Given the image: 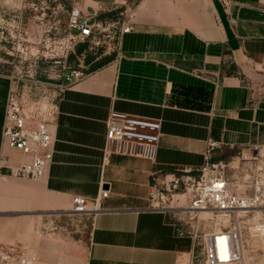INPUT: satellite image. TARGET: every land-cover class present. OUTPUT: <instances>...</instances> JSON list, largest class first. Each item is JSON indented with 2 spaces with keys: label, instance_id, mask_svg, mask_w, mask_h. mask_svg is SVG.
Here are the masks:
<instances>
[{
  "label": "crops",
  "instance_id": "1",
  "mask_svg": "<svg viewBox=\"0 0 264 264\" xmlns=\"http://www.w3.org/2000/svg\"><path fill=\"white\" fill-rule=\"evenodd\" d=\"M125 24L132 31L117 55L60 92L48 176H0V227L6 218L64 211L73 197L91 201L105 189L89 219L85 264H183L192 239L149 209L151 174L218 162L224 149L248 147L263 129L264 101L245 80L264 74V0H141ZM10 86L0 74V153ZM111 111L160 121L153 161L105 158ZM10 156L20 161L17 152Z\"/></svg>",
  "mask_w": 264,
  "mask_h": 264
},
{
  "label": "built area",
  "instance_id": "2",
  "mask_svg": "<svg viewBox=\"0 0 264 264\" xmlns=\"http://www.w3.org/2000/svg\"><path fill=\"white\" fill-rule=\"evenodd\" d=\"M92 19L86 11L71 9L68 27L76 36L69 42L98 43L96 32L107 24ZM118 31L120 42L132 28L123 22ZM80 78V73L74 72L68 85ZM56 116V102L30 104L19 98L11 82L1 136V145L6 148L0 153L1 177L39 181L48 176L54 156ZM160 135L158 120L111 111L106 121L104 156L153 161ZM11 151L20 156L17 164L11 162ZM227 167L206 159L196 170L151 174L149 209L169 215L179 235L192 239L183 264H245L249 240L264 241V176L252 178L247 190L237 192L229 181ZM108 194L101 189L91 201L75 196L70 212L89 220L100 211V201ZM0 264H39V257L28 247L0 244Z\"/></svg>",
  "mask_w": 264,
  "mask_h": 264
},
{
  "label": "rangeland",
  "instance_id": "3",
  "mask_svg": "<svg viewBox=\"0 0 264 264\" xmlns=\"http://www.w3.org/2000/svg\"><path fill=\"white\" fill-rule=\"evenodd\" d=\"M140 1L0 0V74L13 83L20 99L30 104L56 102L74 72L83 77L95 64L117 55L118 29L131 20ZM73 8L86 11L92 22L107 24L96 32L98 43L69 42L76 36L68 27ZM245 85L264 101V74L252 73ZM220 158L218 162L229 166L234 190H247L252 178L264 176V127L248 147L224 149ZM70 209L6 218L0 244L28 247L38 254L39 264H85L89 220ZM245 264H264V241L249 240Z\"/></svg>",
  "mask_w": 264,
  "mask_h": 264
},
{
  "label": "bare ground",
  "instance_id": "4",
  "mask_svg": "<svg viewBox=\"0 0 264 264\" xmlns=\"http://www.w3.org/2000/svg\"><path fill=\"white\" fill-rule=\"evenodd\" d=\"M63 212H67V210H64Z\"/></svg>",
  "mask_w": 264,
  "mask_h": 264
}]
</instances>
